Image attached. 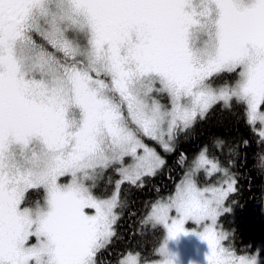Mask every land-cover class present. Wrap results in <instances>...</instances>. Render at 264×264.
Returning <instances> with one entry per match:
<instances>
[{
    "label": "snow or ice",
    "instance_id": "1",
    "mask_svg": "<svg viewBox=\"0 0 264 264\" xmlns=\"http://www.w3.org/2000/svg\"><path fill=\"white\" fill-rule=\"evenodd\" d=\"M218 103L240 106L264 140V0H0V264H97L117 236L121 185L142 186L165 163L141 135L170 152ZM108 169L120 179L105 197L95 189ZM202 169L221 171L206 147L151 206L166 231L157 264H174L167 240L189 220L208 264H255L218 229L237 180L200 187ZM141 255L127 249L118 264Z\"/></svg>",
    "mask_w": 264,
    "mask_h": 264
},
{
    "label": "trees",
    "instance_id": "2",
    "mask_svg": "<svg viewBox=\"0 0 264 264\" xmlns=\"http://www.w3.org/2000/svg\"><path fill=\"white\" fill-rule=\"evenodd\" d=\"M44 48L50 49L46 45ZM57 56L63 59L62 54ZM231 79L226 74L216 80L214 86ZM258 131V124L254 132L245 123L240 106L233 103L229 109L218 103L203 119L198 118L189 130L177 133L171 143L172 151L165 152L153 146L165 163L155 176L144 177L142 186L139 182L137 185L128 182L121 185L120 204L116 209L118 219L114 226L117 236L106 249L98 253L97 264H118V259L127 249L134 253L139 251L143 262L157 257L156 249L161 243L163 232L161 226H154L147 219L151 206L175 190L205 147L209 159L217 160L221 171L210 176L199 171L198 184L219 183L222 171L237 180L238 191L230 194L225 205L230 206L231 211L219 218L221 227L228 234L227 246H232L238 253L250 254L264 245V161L261 159L264 157V140L259 137ZM245 141L248 143L245 144ZM116 180H119L118 173L112 169L105 170L97 177L95 191L108 196L115 189ZM41 195L42 192L29 193L32 201L40 200Z\"/></svg>",
    "mask_w": 264,
    "mask_h": 264
},
{
    "label": "rangeland",
    "instance_id": "3",
    "mask_svg": "<svg viewBox=\"0 0 264 264\" xmlns=\"http://www.w3.org/2000/svg\"><path fill=\"white\" fill-rule=\"evenodd\" d=\"M33 39L37 45H41L43 47H45V45H46V46L50 47L49 50L47 48H45L47 51H49V52L54 51L51 48V46L48 45L47 42L43 39V37H41L39 34L35 33L33 35ZM56 55H60V53H56ZM156 98L159 99L163 105L170 107V101L168 100V98L166 96H164V97L157 96ZM259 129H260V125H259ZM140 138L150 148H154L153 146H158V147L163 149V147L157 141L151 140L147 137H144L143 135H141ZM165 139H167V137H165ZM170 143H172V141ZM140 151H142V150H140ZM130 162H131L130 158H126V163H130ZM193 166H194V161H193L190 169ZM190 169L186 173H190ZM200 171H202L204 174L208 175L206 170L202 169ZM230 177H231L230 174L226 173L225 171H222L221 179H220L219 183H217L215 185H212V184H210V185H199L198 184V185L200 187L219 186L224 180H226ZM185 178H186V175H184L183 178H181V180L178 182V184L181 183ZM65 179H70V177L65 178ZM119 179H120V176H119ZM88 183H91V182L89 181ZM225 187H226V185H225ZM112 192H111V194H112ZM111 194H109L108 196H110ZM42 195H41L40 200H42ZM263 209H264V199H263ZM148 216H149V214H148ZM149 221L151 223H154L151 220H149ZM185 227H186V229L189 230L187 232V234L180 233L176 238L167 240V249H168L169 253L174 256V260L180 259L179 262H181L183 259H185L187 264H208L207 256L210 253L211 249L208 245V242L206 240L202 239L200 237V235H198V232L202 231V229L200 228V226L195 225V223L191 220L186 221ZM218 229L223 230L225 232V230L221 227L219 221H218ZM162 232H163V234H162L161 243L166 236V231L163 228H162ZM33 242H35L34 238H33ZM224 243H225V246H227L226 241ZM185 249H186V252L183 256V252ZM257 250H258V256H259V264H264V245H261L257 249H255V251H257ZM238 254H244V253H238ZM158 259H159V256L157 254V257L154 260L145 261V262L141 261V264H157Z\"/></svg>",
    "mask_w": 264,
    "mask_h": 264
},
{
    "label": "clouds",
    "instance_id": "4",
    "mask_svg": "<svg viewBox=\"0 0 264 264\" xmlns=\"http://www.w3.org/2000/svg\"><path fill=\"white\" fill-rule=\"evenodd\" d=\"M168 258L174 261V256L172 254H170ZM249 258L252 259V260H254L255 261V264H259L258 250L255 251V252H251L249 254Z\"/></svg>",
    "mask_w": 264,
    "mask_h": 264
},
{
    "label": "flooded vegetation",
    "instance_id": "5",
    "mask_svg": "<svg viewBox=\"0 0 264 264\" xmlns=\"http://www.w3.org/2000/svg\"><path fill=\"white\" fill-rule=\"evenodd\" d=\"M34 34H35V33H33V35H34ZM185 252H186V249H185L184 252H183V256H184ZM179 260H180V259H178V260L175 259V260L173 261L174 264H187L185 259H183L181 262H179Z\"/></svg>",
    "mask_w": 264,
    "mask_h": 264
}]
</instances>
